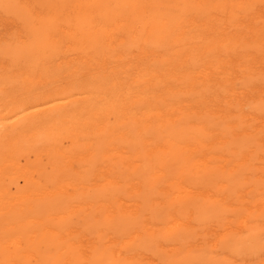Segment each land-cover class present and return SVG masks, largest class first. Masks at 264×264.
I'll return each mask as SVG.
<instances>
[{
    "label": "bare ground",
    "instance_id": "bare-ground-1",
    "mask_svg": "<svg viewBox=\"0 0 264 264\" xmlns=\"http://www.w3.org/2000/svg\"><path fill=\"white\" fill-rule=\"evenodd\" d=\"M0 264H264V0H0Z\"/></svg>",
    "mask_w": 264,
    "mask_h": 264
},
{
    "label": "rangeland",
    "instance_id": "rangeland-1",
    "mask_svg": "<svg viewBox=\"0 0 264 264\" xmlns=\"http://www.w3.org/2000/svg\"><path fill=\"white\" fill-rule=\"evenodd\" d=\"M247 74L246 73H244V74H241V73H238V76L237 75H234L233 76V80H234V83H235V87L238 89V91H242L243 89V87H244V82H245V79H244V76H246ZM241 76H243V77H241ZM238 77V78H237ZM237 79H239V80H237ZM242 79V80H241ZM244 81V82H243ZM240 89V90H239Z\"/></svg>",
    "mask_w": 264,
    "mask_h": 264
}]
</instances>
